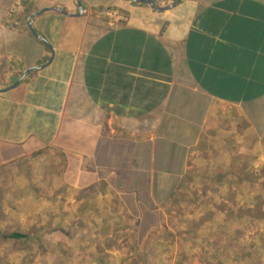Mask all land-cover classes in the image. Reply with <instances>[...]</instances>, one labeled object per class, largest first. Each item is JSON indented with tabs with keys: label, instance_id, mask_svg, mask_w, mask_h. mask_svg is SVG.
Listing matches in <instances>:
<instances>
[{
	"label": "crops",
	"instance_id": "1",
	"mask_svg": "<svg viewBox=\"0 0 264 264\" xmlns=\"http://www.w3.org/2000/svg\"><path fill=\"white\" fill-rule=\"evenodd\" d=\"M13 2L0 0V264L17 263L11 234L48 243L76 223L141 257L180 196L198 204L192 219L208 214L214 181L226 211L240 206L239 189L224 196L241 184L249 98L264 99V0ZM118 8L121 21L105 18ZM211 213L205 237L179 241L226 225Z\"/></svg>",
	"mask_w": 264,
	"mask_h": 264
},
{
	"label": "rangeland",
	"instance_id": "2",
	"mask_svg": "<svg viewBox=\"0 0 264 264\" xmlns=\"http://www.w3.org/2000/svg\"><path fill=\"white\" fill-rule=\"evenodd\" d=\"M242 128L246 131L242 130L241 166L245 172H241L242 174H250L254 171L255 174L260 175L264 172V137L258 136L254 128L250 130L249 124L242 126ZM259 186L251 183L245 184L241 179V184L235 185L234 191L227 190L228 193L224 196L226 200L232 202V197L236 199L238 196L236 190L239 189L238 204L240 206H236L235 202V209L226 211L227 206L221 203L222 201L219 199V202L216 200L222 189L225 192L226 188H222V185L215 183V181L209 185L210 195L203 196V199L210 201L211 203H206L213 206L212 209L217 210L218 214L225 216L226 225L219 227L211 224L207 227L209 234L206 236L207 240H203L202 244L198 241L180 242V235L189 230L188 233L194 232L199 237H205L202 233V230H206L204 219L217 218L218 215L211 213L212 209H210L208 214L203 215L202 220L196 221L192 218L196 217L197 210L192 206H198V204L191 202V206H189L185 196H180L177 200L178 211L172 219L168 220L171 223L170 228H166L162 232L164 235L152 234L140 243L138 248H144L141 250V257H133L135 254L133 248L136 245H133L132 242L116 243L114 241L106 244V247L105 245L98 247L87 236L79 233L78 228L81 226L78 223L70 227H52L56 229L49 232L48 243H41V248L44 250L40 252V247L35 246L34 241L30 243V246L18 242L14 245L12 252L17 251L18 260L16 264H58L56 256L60 254V250V255H63V249H69L67 254L71 259L69 261L62 259L61 262L63 263L60 262V264H81L83 261V264H217L219 262L220 264H264V188H259ZM182 202L187 203L183 209L180 207ZM238 214H240L239 219H237ZM190 223H200L201 226L188 228ZM163 228L164 226L157 230L162 231ZM37 233L39 231L34 229L29 234L35 236ZM193 238L197 239V237ZM237 245L247 247L253 255L247 256L241 253L237 249ZM47 247H50L51 250L57 249V251L45 259L44 253ZM100 250L102 252L111 251V254H115L117 250L124 251L127 256L111 258L108 257L109 252L100 256ZM39 254L42 255V259H35L34 256ZM19 256L22 257L19 258ZM79 260L82 261L78 262Z\"/></svg>",
	"mask_w": 264,
	"mask_h": 264
},
{
	"label": "trees",
	"instance_id": "3",
	"mask_svg": "<svg viewBox=\"0 0 264 264\" xmlns=\"http://www.w3.org/2000/svg\"><path fill=\"white\" fill-rule=\"evenodd\" d=\"M117 10H119V12L122 13L121 9L118 8ZM249 100L252 101L253 106L256 107V110L258 111V113L256 115L250 116L251 117V124L255 128V130L257 131V135L264 137V99L260 100V93L255 92L254 97L249 98ZM242 171L245 172L244 168H242ZM242 176H244V177H242ZM242 176H241V179H242L243 183H245V184L251 183L252 185H255L257 187L260 185L259 188L260 187L264 188V172L260 175H257L254 173V171H252L250 174H242ZM144 229H146V228H143V230ZM138 230H142V228H140ZM10 238L14 239L16 242H21V244H24L25 246L29 245L30 243H32L34 241L36 243L35 244L36 246L41 247V242L37 241L36 239H33V237H31V235H28V234H22V233L21 234L20 233L11 234ZM237 248L241 253H244L247 256L253 255L251 253V251H248L249 249L247 247L237 245ZM48 249H49L48 255L55 254L57 251V249L51 250L50 247ZM66 252H68V249H63V253H66ZM60 254H61V250H60ZM60 254H57V256H56V262L58 264H60L62 259H64L66 257V256H64V258H63V257H61ZM91 257L93 258L94 256H91ZM65 260L69 261L70 257L66 258ZM80 261H82V260H79L78 262H80ZM61 263H63V262H61ZM83 263H84V261L81 264H83ZM217 264H220V262Z\"/></svg>",
	"mask_w": 264,
	"mask_h": 264
},
{
	"label": "built area",
	"instance_id": "4",
	"mask_svg": "<svg viewBox=\"0 0 264 264\" xmlns=\"http://www.w3.org/2000/svg\"><path fill=\"white\" fill-rule=\"evenodd\" d=\"M20 2H23V0H18V3L16 6L20 5ZM107 17L109 18V20H111L113 23H115L116 21H121L123 19V16L121 15V13L119 12V10L114 9V10H110L106 13Z\"/></svg>",
	"mask_w": 264,
	"mask_h": 264
},
{
	"label": "water",
	"instance_id": "5",
	"mask_svg": "<svg viewBox=\"0 0 264 264\" xmlns=\"http://www.w3.org/2000/svg\"><path fill=\"white\" fill-rule=\"evenodd\" d=\"M79 7H80V10H81V3L79 4ZM33 33H35V31L33 30ZM36 34V33H35ZM37 37H39V38H41V39H43L42 37H40V36H38V35H36ZM48 44V43H47ZM48 47L50 48V50L52 51V53L54 52L53 51V48H52V46L50 45V44H48ZM30 70H28V72H29ZM24 77V76H23ZM20 82V80H18L15 84H13L12 86H10V88L9 89H11V88H13V87H15L18 83Z\"/></svg>",
	"mask_w": 264,
	"mask_h": 264
},
{
	"label": "bare ground",
	"instance_id": "6",
	"mask_svg": "<svg viewBox=\"0 0 264 264\" xmlns=\"http://www.w3.org/2000/svg\"><path fill=\"white\" fill-rule=\"evenodd\" d=\"M13 3L17 5L18 0H14ZM20 4H22V2H20ZM108 11H110V10H107V11L105 12V14H104V16H105V18H106L107 20H109V18H108L107 15H106V13H107ZM109 21H111V20H109ZM112 23H113V22H112Z\"/></svg>",
	"mask_w": 264,
	"mask_h": 264
}]
</instances>
